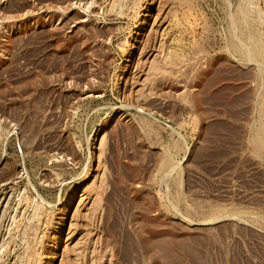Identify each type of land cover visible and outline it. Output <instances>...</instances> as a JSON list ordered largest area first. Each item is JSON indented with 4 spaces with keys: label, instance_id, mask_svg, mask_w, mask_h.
Listing matches in <instances>:
<instances>
[{
    "label": "rangeland",
    "instance_id": "1",
    "mask_svg": "<svg viewBox=\"0 0 264 264\" xmlns=\"http://www.w3.org/2000/svg\"><path fill=\"white\" fill-rule=\"evenodd\" d=\"M0 264H264V0H0Z\"/></svg>",
    "mask_w": 264,
    "mask_h": 264
}]
</instances>
